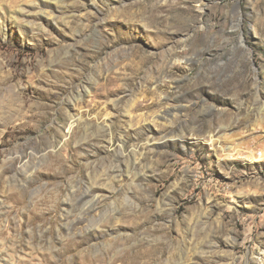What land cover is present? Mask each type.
<instances>
[{"label": "rangeland", "instance_id": "rangeland-1", "mask_svg": "<svg viewBox=\"0 0 264 264\" xmlns=\"http://www.w3.org/2000/svg\"><path fill=\"white\" fill-rule=\"evenodd\" d=\"M87 260L264 264V0H0V264Z\"/></svg>", "mask_w": 264, "mask_h": 264}, {"label": "bare ground", "instance_id": "bare-ground-1", "mask_svg": "<svg viewBox=\"0 0 264 264\" xmlns=\"http://www.w3.org/2000/svg\"><path fill=\"white\" fill-rule=\"evenodd\" d=\"M73 154L77 155L75 152H73ZM81 194L82 195H80L79 200L83 203L82 204L83 207H82L81 211H82V215L85 216V215L89 214V212H92L93 209H95V206L97 205V199H96L97 197H95V195H93L91 189L90 190L86 189ZM145 253H150V251L145 249L144 254ZM95 261L96 260H94V261L87 260L88 264H94Z\"/></svg>", "mask_w": 264, "mask_h": 264}]
</instances>
